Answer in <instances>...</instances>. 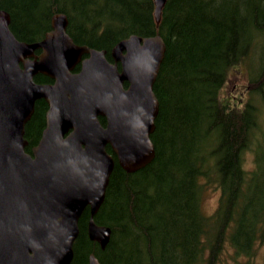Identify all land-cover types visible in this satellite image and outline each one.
I'll return each instance as SVG.
<instances>
[{"label":"trees","instance_id":"obj_1","mask_svg":"<svg viewBox=\"0 0 264 264\" xmlns=\"http://www.w3.org/2000/svg\"><path fill=\"white\" fill-rule=\"evenodd\" d=\"M0 8L10 14L15 37L27 42L42 38L62 11L74 42L105 49L109 60L113 45L130 34L159 33L166 45L153 83L154 157L127 171L107 146L115 162L94 220L110 227V238L104 248L89 239L85 208L69 264H88L90 253L101 264H216L226 245L232 260L224 264H264V253L255 258L264 240V157L255 150L253 165H244L258 128L256 92L264 86V0H166L159 22L153 0H0ZM243 62L248 94L238 104L226 102L221 88ZM34 80L52 81L41 73ZM46 108L37 99L25 124L28 152L41 136ZM209 181L220 195L206 214L201 189Z\"/></svg>","mask_w":264,"mask_h":264},{"label":"water","instance_id":"obj_2","mask_svg":"<svg viewBox=\"0 0 264 264\" xmlns=\"http://www.w3.org/2000/svg\"><path fill=\"white\" fill-rule=\"evenodd\" d=\"M153 2L158 22L166 0ZM9 22L0 8V264H69L86 207L89 239L103 248L110 238V227L94 221L115 162L107 145L127 171L154 157L153 83L166 45L157 33L130 34L109 61L105 49L74 42L63 12L32 42L16 38ZM37 73L52 81L36 82ZM40 98L45 126L28 152L25 123ZM88 264L101 263L90 253Z\"/></svg>","mask_w":264,"mask_h":264},{"label":"rangeland","instance_id":"obj_3","mask_svg":"<svg viewBox=\"0 0 264 264\" xmlns=\"http://www.w3.org/2000/svg\"><path fill=\"white\" fill-rule=\"evenodd\" d=\"M256 62L259 63V59H254L252 63L257 66ZM247 68L246 64L240 63L239 65L232 68L228 74V78L221 88L220 97L222 100L238 104L245 96H247ZM256 100H258V105L260 106L259 116H258V128L255 129L252 148L246 151L244 156V165L245 167H249L253 165V158L255 154V150L264 157V86H260V88L256 92ZM28 121V120H27ZM26 121V122H27ZM257 143V144H256ZM254 144V145H253ZM261 144V145H260ZM256 147V148H255ZM261 149V150H260ZM204 181V180H203ZM220 195V189L217 183L214 181L204 182L201 189V206L203 211L206 214L211 213L217 206L218 198ZM231 249L226 245L221 260L216 264H224L228 261H231ZM264 253V240L257 246L255 258L259 259L262 257Z\"/></svg>","mask_w":264,"mask_h":264},{"label":"bare ground","instance_id":"obj_4","mask_svg":"<svg viewBox=\"0 0 264 264\" xmlns=\"http://www.w3.org/2000/svg\"><path fill=\"white\" fill-rule=\"evenodd\" d=\"M62 12V11H61ZM65 13V12H64ZM184 17V16H183ZM167 28V27H166ZM246 30V29H245ZM164 34V33H163ZM240 44V43H239ZM261 49V48H260ZM251 51V50H250ZM255 51V50H254ZM264 51V50H263ZM260 53V52H259ZM261 54V53H260ZM258 55V54H257ZM264 55V54H263ZM251 56V55H250ZM253 56H255V55H253ZM251 58V57H250ZM257 60H258V58H257ZM264 61V60H263ZM156 79V78H155ZM195 82V81H194ZM212 84V83H211ZM202 91V90H201ZM186 95V94H185ZM195 95V94H194ZM207 95V94H206ZM208 98V97H207ZM235 106V105H234ZM213 111V110H212ZM206 112H208V110L206 111ZM222 113V112H221ZM225 113H227V112H225ZM230 113V112H229ZM208 114V113H207ZM211 119V118H210ZM254 130V129H253ZM217 132V131H216ZM234 132V131H233ZM254 132V131H253ZM242 134V133H241ZM252 134V133H251ZM214 135H216V134H214ZM234 135V134H233ZM253 135V134H252ZM257 144V143H256ZM254 145V144H253ZM261 145V144H260ZM256 148V147H255ZM261 150V149H260ZM196 154V153H195ZM241 156V155H240ZM209 157H207V159H208ZM215 160V159H214ZM194 161V160H193ZM217 161V160H216ZM215 162V161H214ZM238 162V161H237ZM196 164V163H195ZM228 164V163H227ZM217 167V166H216ZM197 168V167H196ZM263 168H264V166H263ZM262 168V169H263ZM194 173V172H193ZM226 175V174H225ZM232 175V174H231ZM234 175V174H233ZM226 178V177H225ZM230 178V177H229ZM221 179V178H220ZM258 182V181H257ZM255 183L256 182H254V185H255ZM234 185V184H233ZM253 188H254V186H253ZM241 190V189H240ZM255 190V189H254ZM250 191V190H249ZM162 193V192H161ZM195 194V193H194ZM247 194V193H246ZM183 195V194H182ZM190 196V195H189ZM196 197H197V194L195 195ZM238 196V195H237ZM185 197V196H184ZM254 197V196H253ZM162 198V197H161ZM237 199V198H236ZM249 199V198H248ZM259 199V198H258ZM255 200H257V199H255ZM191 201V200H190ZM253 201V200H252ZM183 202V201H182ZM195 202V201H194ZM197 202V201H196ZM185 203H186V201H185ZM160 204V203H159ZM236 204V203H235ZM184 205V204H183ZM195 205V204H194ZM165 206V205H164ZM185 206V205H184ZM192 206V205H191ZM168 207V206H167ZM166 207V208H167ZM171 207V206H170ZM169 207V208H170ZM181 207V206H180ZM187 207V206H186ZM169 210V209H168ZM192 210V209H191ZM164 211V210H163ZM170 211V210H169ZM171 211H172V209H171ZM166 214V213H165ZM169 215V214H168ZM172 215V214H171ZM231 215V214H230ZM189 216V215H188ZM198 217H200V216H198ZM171 218V217H170ZM198 219V218H197ZM200 219V218H199ZM167 220V219H166ZM170 220V219H169ZM174 220V219H173ZM188 220V219H187ZM191 220H193V219H191ZM168 221V220H167ZM184 221V220H183ZM189 221H190V219H189ZM196 221V220H195ZM167 223V222H166ZM175 223V222H174ZM179 223V222H178ZM214 223H215V221H214ZM219 223V222H218ZM197 224H199V223H197ZM201 226V225H200ZM158 228V227H157ZM164 228V227H163ZM153 230V229H152ZM199 230V229H198ZM162 231V230H161ZM165 231V230H164ZM179 231V230H178ZM160 232V231H159ZM172 232V231H171ZM165 233V232H164ZM180 233V232H179ZM178 233V234H179ZM165 235V234H164ZM206 235V234H205ZM165 238V237H164ZM133 239V238H132ZM160 239H162V238H160ZM136 240V239H135ZM134 240V241H135ZM140 240V239H139ZM143 240V239H142ZM165 240V239H164ZM175 240V239H174ZM180 240V239H179ZM141 241V240H140ZM194 241V240H193ZM158 242V241H157ZM160 242V241H159ZM164 242V241H163ZM175 242V241H174ZM177 243V242H176ZM178 243H180V242H178ZM182 243V242H181ZM184 243V242H183ZM187 243V242H186ZM166 244V243H165ZM183 245V244H182ZM190 245V244H189ZM126 246V245H125ZM171 246H172V244H171ZM177 246V245H176ZM175 247V246H174ZM186 247V246H185ZM164 248V247H163ZM173 248V247H172ZM176 248V247H175ZM124 249V248H123ZM170 249V248H169ZM180 250V249H179ZM181 250H184V249H181ZM193 250V249H192ZM124 251V250H123ZM185 251V250H184ZM155 253H157V252H155ZM185 253V252H184ZM183 253V254H184ZM190 253V252H189ZM142 254V253H141ZM190 255V254H189ZM171 256V255H170ZM169 256V257H170ZM186 256H187V254H186ZM163 257V256H162ZM172 257V256H171ZM184 257V256H183ZM188 257V256H187ZM177 258L178 259H181V258H179L178 256H177ZM131 260V259H130ZM165 260V259H164ZM120 261V260H119ZM161 261V260H160ZM177 261V260H176ZM163 262V261H162ZM181 262V261H180ZM121 263V262H120ZM115 264V263H114ZM160 264V263H159Z\"/></svg>","mask_w":264,"mask_h":264}]
</instances>
